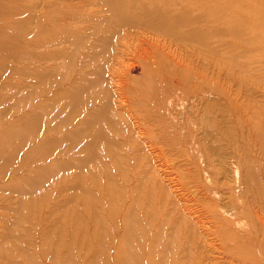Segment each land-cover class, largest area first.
Returning a JSON list of instances; mask_svg holds the SVG:
<instances>
[{"label": "rangeland", "instance_id": "374dc122", "mask_svg": "<svg viewBox=\"0 0 264 264\" xmlns=\"http://www.w3.org/2000/svg\"><path fill=\"white\" fill-rule=\"evenodd\" d=\"M34 1L36 6L31 10ZM47 1L0 0V264H121L122 262V256L118 252L116 256L113 255L116 250L115 245L126 242V239L120 235V231L126 227V222L121 216L119 222L110 226L111 231L116 233L115 238L104 239L103 246H100L93 237V228L98 227L92 220V210H81L80 215L76 210V204L81 206L83 201H75L71 197L77 196L76 188H72L74 180L66 182L67 190L57 194L60 184L55 180L60 177L56 175L57 178L52 179L54 185H50L52 181H42L40 171L33 169L36 164H41L43 161L35 159L16 166L20 160L19 155L25 149L18 150L16 158L11 162L3 161L12 143L8 140L4 141L5 133L17 130L10 125L18 115L11 106L17 100V96L31 91L32 86L35 85L32 94L35 91L36 96L32 97L40 98L44 90L52 91L59 85L65 72L75 75L74 69L90 66V63L101 66L100 72L92 77H95L97 85L108 89L112 111L116 112L118 109L116 106L118 84L110 76L117 74L119 83L125 86L132 103L127 112L128 116L122 117L127 118L123 124L130 136L126 134L127 137L125 135L123 137L131 141L137 136L139 141L141 140L138 145L132 147L133 152L141 154L140 151L143 150L151 161H153L152 156L154 157L151 151L157 150L161 153V159L157 157L154 162L158 164L155 165L156 169L148 173L149 179L144 180L143 187L140 185V189H137L138 195H143L141 199L144 198L142 209L150 212L157 202L162 204V209L156 210L154 219L146 221L144 219L147 227L150 228L149 234L153 237L154 246L150 249L145 247V250L139 253L140 250L131 245L127 249L130 253L128 256L134 253L133 258L136 256V259L128 261L127 257L126 264H162V262L163 264H231L230 257L218 249V240H214L213 234L207 236L208 241L213 239L211 241L214 242L211 244L205 243L203 236H197L199 242L194 241L197 243L195 249L193 245L183 242L181 235L179 243L177 239V246L172 243L175 261L172 260V253L168 251L164 254L161 247L168 240L167 236L175 229L170 223L161 222L160 219L165 217L163 207L171 211L173 218L188 217L187 214L192 213L191 208L194 204L190 203H193L198 195L194 194L193 182L186 172L196 170L201 180L210 184L215 177L218 182V195L226 197L229 194L236 196L239 193L240 183L234 176V166L238 164L241 172L247 162L260 159L264 155V72L247 75L242 71L238 75V67H235L232 70L236 74V80L229 81L218 76L211 60L208 59L209 62H206L202 56H197V52H190L167 41L166 44L170 46L165 44L160 53L152 56L144 50L147 45L149 46V42L141 43L139 39L143 38L142 36H139L138 40L124 38L123 42L126 46H122L123 53L119 57L115 58L112 54L103 57L99 54L90 61L89 47L97 36L92 33V26L96 18L107 15L103 10L105 6L100 3L93 4L90 0H49L46 5ZM180 1L195 2V0ZM225 1L241 6L238 0ZM31 14L38 18V23L47 21L53 25L37 32L36 36L48 35L51 38L53 35L62 36L63 30L68 29L75 38L83 34L81 40L83 43L76 47V43L70 39L65 42H55L59 39L57 38L55 41H49L46 46L32 48L34 53H49L48 57L41 60L29 58V54L26 53L31 35L29 28L37 25V22L30 17ZM88 26L91 28H84ZM155 38L148 36V39ZM160 39L163 41L164 38L160 36ZM154 47L152 44L151 50H154ZM30 66L47 72V76L43 80L38 79L32 73V69L30 70ZM230 67L226 66L224 70ZM189 76H191L190 82L195 81L203 85L217 83L223 86L228 98L225 100L211 93L206 94L203 101L198 98L195 102L192 99L183 101L170 96L175 82ZM17 82H22L25 88L20 90L12 86V83L15 85L14 83ZM170 98L173 99L172 106L168 102ZM30 99L23 100L27 102ZM203 108L204 112H202ZM35 111L43 114V109L40 107L35 108ZM177 112L196 120L197 117L202 118L204 115L202 124L196 122L187 124L198 142L200 139L201 150L196 149V143H189V136L185 137L187 133L177 125L183 120L173 118ZM138 119H141V125L145 127L140 133L136 128L133 129L134 126L136 127L134 120ZM46 121V118L40 117L37 125H42ZM172 132L181 135V138L170 140ZM49 135L56 137L57 133H49ZM232 137L236 139L235 144ZM32 138L36 142L42 139L37 136ZM75 155V152H70L65 157L69 156L75 163ZM174 164L175 170L170 171V166ZM2 169L4 172L1 171ZM58 171L54 174H59ZM65 172L76 175L78 171L71 167ZM36 180L39 184L34 186ZM122 184L121 188L128 198L134 187L126 186V182ZM152 184L155 189L150 188ZM66 194L69 197L68 200L66 199L67 203L58 206L62 195ZM144 194L151 198L154 206L145 201L147 196ZM122 198L125 199V196ZM120 210L124 211L121 208ZM98 211L107 217L105 209L99 208ZM154 225H157V230ZM127 227L138 236V224H129ZM181 227L183 228V225ZM98 231L99 229L95 230ZM148 244V241H144L145 246ZM98 250L101 253H98ZM106 255L108 258L105 257Z\"/></svg>", "mask_w": 264, "mask_h": 264}, {"label": "bare ground", "instance_id": "6f19581e", "mask_svg": "<svg viewBox=\"0 0 264 264\" xmlns=\"http://www.w3.org/2000/svg\"><path fill=\"white\" fill-rule=\"evenodd\" d=\"M90 1L93 4L104 5L105 9L103 10L107 12L106 16L96 18V22L92 26V33L97 36L89 47L91 49L88 55L90 61L99 54H102L103 57L109 54L115 58L119 57L123 53L122 46H126V43L123 42L124 38L138 40L139 36H142L143 38L139 40L141 43L149 42V46L147 45L144 50L152 56L160 53L167 41L190 52H197V56H202L206 62L208 59L211 60L217 69L218 76L229 81L236 80V74L232 70L235 67H238V75L242 71L247 75L264 72V0H238V4L241 6H236L225 0H195L194 3H185L180 0ZM35 2L31 4V10L35 8ZM48 2L49 0L46 5ZM30 17L36 22L38 21L35 15L31 14ZM45 23L37 22L35 27L29 28L31 35L28 41L29 49L26 51L29 58L41 60L48 57L49 53H34L32 48L46 46L49 41H55L57 38L59 39L55 42H65L70 39L76 43V45L74 44L76 47L83 43V41L81 42L83 34L77 35L75 38L71 36L68 29L67 31L63 30L62 36L61 34L53 35L52 38L48 35L36 36L37 32L48 29V26H53L51 22L47 23L46 21ZM84 28L90 29L91 27ZM148 36L156 38L148 39ZM160 36L165 40L161 41ZM152 44L155 46L154 50H151ZM98 47L101 49H97ZM112 49L115 51L113 52ZM226 66L231 67L224 70ZM30 67L38 79L43 80L47 76V72L45 73L35 66ZM100 68L101 66H94L93 63H90V66L74 69L75 75L65 72L66 74L59 85L52 91L44 90L40 98L32 97L36 96L35 91L32 94L35 85L32 86L31 91L17 96V100L11 106L18 112V115L15 121L10 124L17 130L5 133L4 141L8 140L12 143L3 161H5L4 163L11 162L16 158L18 150L25 149L19 155L20 160L16 166L35 159L43 161L41 164H36L33 169L40 171L42 181H52L50 185L55 183L53 178L60 177L55 180L60 184L57 194L67 190L66 182L74 180L72 188H76L77 196L71 197L75 201H83L81 206L76 204V210L79 215L81 210H92V220L99 229L98 232H95L97 229L93 228V237L100 246H103L104 239L113 240L115 238L116 233L111 231L110 226L119 222V216H121L126 222V227L120 231V235L126 239L127 243L116 244L113 255L116 256L118 252L122 256L121 264H126L127 257L128 261L136 259V256L133 258L134 253L128 256L130 253L127 249L131 245L140 250L139 253L145 250V247L150 249L154 246L153 237L149 234L150 228L147 227L145 221L154 219L156 210L162 209V204L157 202L150 212L142 209L144 198L141 199L143 195L139 196L137 189H140V185L143 187L144 180L149 179L148 173L154 172L155 165H158L154 163L155 159L160 158L161 153L157 150L151 151L150 153H154L153 161H151L143 150L140 151L141 154L133 152L132 147L138 145L141 140L139 141L137 136L133 137L131 141L125 139L128 133L123 123L127 118H122L128 116L127 112L132 101L129 100L125 86L119 83L117 74L110 76L118 84L116 94L118 109L116 112L112 111V105L108 99V89L97 85L95 77H92L100 72ZM189 78L191 76L176 81L170 96L183 101L192 99L195 102L198 98L203 101L206 94L211 93L225 100L228 98L223 86L217 83L203 85V83L195 81L190 82ZM21 83H14L15 85L12 83V86L22 90L25 86ZM24 98L31 99L25 102ZM172 100L170 98L168 101L170 105ZM37 107L43 109L42 115L35 111ZM170 107L169 111L172 113ZM202 112H204V108ZM203 116L202 118L197 117V120L194 117V119L184 117L179 112L173 116L177 120L183 119L177 125L185 130L187 133L185 137L189 136V143H196L198 151L202 149L200 139L198 142L187 124L189 122L202 124ZM40 117L46 118L47 121L42 125H37ZM134 121L136 127L131 122L134 126H132L133 129L136 128L138 133L144 131L145 127H142L141 119ZM208 122L207 120V124ZM174 132H172L170 140L180 139L181 135H176ZM49 133H57V135L55 137ZM124 135L125 137H123ZM128 135L130 136V134ZM35 136L42 137V139L36 142L32 138ZM232 140L235 144L236 139L232 137ZM70 152L76 153L75 163L69 156L65 157ZM174 166L175 164L171 165V168L169 167L170 171L175 170ZM71 167L78 171L76 175L65 172ZM13 170L12 172H14ZM55 170H59L60 175L54 174ZM1 171L4 172V169ZM212 173L214 172L212 171ZM131 174L136 176L131 177ZM186 174L192 180L193 192L198 195V198L190 203L194 204V207L191 208L193 210L192 213L190 212L191 214L186 211L189 213L188 217L173 218L171 211L163 207L165 217L160 221L170 223L175 229L167 236L168 240L162 244L161 249L164 254L168 251L172 253L174 250L172 243L176 245L177 239L179 243L181 235L183 242L193 245L195 249L197 243L194 241L199 242L197 236H203L205 238L203 241L211 244L214 241H211L213 239L208 241L207 236L213 234L214 240H218V249L230 257L231 264H264V155L260 159L247 162L241 172L238 164L234 166V176L240 183V191L238 194L236 193V196H233L234 194H229L226 197L218 195L219 188L215 177L213 180L211 178L212 183L210 184L201 180V176L196 170L186 172ZM56 175L57 177H55ZM37 182L36 180L33 185H38ZM122 182H126L128 187L131 185L134 187L128 198L121 188ZM58 184L56 185L58 186ZM151 187L155 189L153 184ZM192 193L190 194L193 195ZM67 196V194L62 195L58 206L67 203L66 199H69ZM124 196L125 199L122 198ZM145 201L154 206L149 196ZM99 208L107 211V217L98 211ZM134 223L138 224V236L127 227ZM154 226L156 229L157 225ZM144 241H148L149 244L145 246ZM100 250L98 253H101ZM105 257L108 258L107 255ZM163 259H165L164 255Z\"/></svg>", "mask_w": 264, "mask_h": 264}]
</instances>
